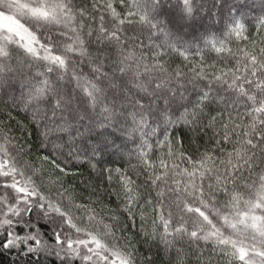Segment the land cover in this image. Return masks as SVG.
<instances>
[{
	"label": "snow or ice",
	"instance_id": "snow-or-ice-1",
	"mask_svg": "<svg viewBox=\"0 0 264 264\" xmlns=\"http://www.w3.org/2000/svg\"><path fill=\"white\" fill-rule=\"evenodd\" d=\"M205 18L223 22L218 34ZM10 89L40 155L14 133L11 112L0 119V250L33 264H137L121 217L138 213L144 240L176 249L174 264H189L177 244L195 264H219L217 254L264 264V0H0V92ZM178 125L211 130L212 147L183 150ZM92 133L81 152L77 140ZM109 150L129 161L104 170L116 208L91 186L79 200L66 182L73 162Z\"/></svg>",
	"mask_w": 264,
	"mask_h": 264
},
{
	"label": "trees",
	"instance_id": "trees-1",
	"mask_svg": "<svg viewBox=\"0 0 264 264\" xmlns=\"http://www.w3.org/2000/svg\"><path fill=\"white\" fill-rule=\"evenodd\" d=\"M208 2L210 4L211 0H208ZM235 2H241V0H235ZM247 2L249 4H252L253 2L259 4V0H247ZM255 14L256 13H253L251 15ZM205 24L211 26L209 28L210 32H216L217 34L218 30L223 28V22L220 21L219 18L211 21L205 18ZM203 31V28L199 29L197 32L190 35L188 39H192L193 36H199L203 34ZM145 43H147V41H145ZM193 43H195V40H193ZM200 47L203 48V45L201 44ZM173 59L175 60L176 64L185 63L180 57H173ZM205 60L208 63H212L213 61H217L218 57L214 52L209 53L205 51ZM173 66H175V64ZM14 94L17 97L19 96V84H17ZM11 95V89L8 91V93L0 92V119L8 121V113L11 112L13 119L9 122L10 126L13 127L14 133L21 138V141L24 142L26 146H32L31 158L35 160L36 156L40 155V140L38 139V130H34L28 119H26L25 112L20 107H13V100L11 99ZM193 99H195V97H193ZM212 107L218 110L216 108V105H213ZM211 114L215 113L212 112ZM206 121L207 117L205 118V122ZM19 125H23L24 127H20ZM98 131L103 136H107L111 139H116V142L118 144L121 142L119 138L120 133L117 129L102 128L98 129ZM211 136V130L207 133V135L198 133L194 134L189 127L183 125H178L172 130V137H179L182 141L181 145L179 146L189 153H195L197 150L204 151L205 148H211L213 143V141L210 139ZM95 139L96 133H92L84 144H81V142L77 140L76 146L80 148L81 152H83L86 149L87 144L93 143ZM132 147L133 145L129 143L128 148L131 149ZM65 151H67V149H65ZM131 163H136V161L132 160ZM91 164H95L96 167L93 168ZM91 164L87 160L79 163L73 162L69 167L72 171L76 172V175L66 177L67 185H72L76 188V191L79 194L78 199L83 202H87L86 198L89 196L91 191V188L89 186L96 188L100 194L101 202L110 208H116L119 205V200L115 195V192L118 189V185L115 181V177L111 184L108 182L107 173L104 172V170H114L117 167H128L129 161L127 156L120 157L109 150L102 156L96 157L94 160H92ZM220 199L223 200L225 199V197L221 196ZM33 219L35 220L36 218L33 217ZM38 223L42 231L50 233L51 225H46V222L44 220H39ZM124 224L127 225V233L130 237H132V242L135 244L139 254L137 264H174L176 260V249H165L164 246L158 241L153 242L144 240L143 232L141 230L142 221L138 213L135 221L127 220L126 214L125 216H122L121 226H123ZM151 225L152 217L149 216L147 217V222L143 224L144 230L151 231ZM182 247L188 253L189 264H195V256L192 255V250L189 249L186 244L176 245V248ZM201 247H203V245H201ZM214 260L219 261V264H226L224 258L219 256V254L214 256ZM0 264H33V261L28 257L19 256L16 251H3V255L0 256ZM35 264H59V261L54 256L48 257L47 259L41 257L35 262ZM76 264H80V262L77 261Z\"/></svg>",
	"mask_w": 264,
	"mask_h": 264
}]
</instances>
